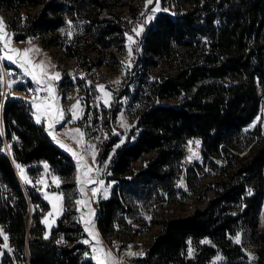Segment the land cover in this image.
Returning a JSON list of instances; mask_svg holds the SVG:
<instances>
[{
  "label": "trees",
  "instance_id": "obj_1",
  "mask_svg": "<svg viewBox=\"0 0 264 264\" xmlns=\"http://www.w3.org/2000/svg\"><path fill=\"white\" fill-rule=\"evenodd\" d=\"M110 3L0 0V8L11 14L9 28L15 41L38 38L44 48H51L58 45V30L73 10L87 9L98 23L102 21L99 14ZM175 3H179L174 8L177 12L158 13L143 34L135 64L138 90L132 96L142 106L128 140L114 151L108 177L113 188L98 204L99 233L104 238L113 236L125 212L127 198L117 184L123 183L128 193L136 195L146 188L156 194L172 191L176 164L188 155L190 140L200 142L203 165H214L217 160L225 163L224 175L203 205L156 222L160 231L142 260L145 264L175 262L189 242L205 238L230 242L229 236L240 224L248 223L251 229L257 226L263 199L264 141H254L264 139V132L257 129L248 136L244 128L257 116L259 88L264 89V0ZM114 29L107 24L102 34ZM246 147L247 153L240 156ZM135 164H140L138 171L124 180ZM17 165L32 177L47 165L63 181L71 179L75 170L70 152L35 122L30 100L0 95V233L11 236L20 252L27 246L30 264H93L76 221L67 225L62 216L50 235H45L39 220L48 203L35 185L20 177ZM248 185L252 192L246 190ZM255 234L264 247V233ZM221 248L228 264H236L232 259L239 254L238 246ZM203 249L197 256L200 260L216 254L213 248ZM257 263L264 264L262 254ZM1 264H12L7 250Z\"/></svg>",
  "mask_w": 264,
  "mask_h": 264
},
{
  "label": "rangeland",
  "instance_id": "obj_2",
  "mask_svg": "<svg viewBox=\"0 0 264 264\" xmlns=\"http://www.w3.org/2000/svg\"><path fill=\"white\" fill-rule=\"evenodd\" d=\"M176 0H159L160 11H153L157 6L156 0L147 4L146 0H111L110 8L99 14L100 22L93 21L89 16L90 12L85 10H73L66 18L65 24L58 30L60 39L58 45L51 48H44L38 38H28L17 42L9 28L10 12L0 8V18L4 22L6 39L10 38L9 49H18L21 52L25 49H33L28 53V59L32 65L43 62L46 71L50 74L59 73L58 80H48L47 77L40 76L38 79L44 80L54 88L53 101L49 102L63 110V120L55 124L51 130L48 129L49 117L41 115V123L48 133L52 131L56 142L72 149L77 156L70 155L73 159L75 170L68 181H63L61 177H55L47 168L38 175L32 177L26 175L27 180L37 187L42 199L48 203V210L39 220L45 226L48 237L51 230L57 225L60 217L66 216L64 223L71 225L76 221L84 232V241L89 249L90 258L93 264H98L94 256L100 255L94 249H104L111 253L109 264H145L142 260L151 246L152 239L159 233L160 228L156 222L162 217H176L190 213L195 206L203 205L207 196L212 194L218 180L222 179L224 171L222 161H215L214 165H203L199 146L195 141L187 143L188 155L185 159H179L176 164L177 177L174 178L173 189L168 194L146 188L140 195L128 193L122 184H117L121 195L127 198L125 212L121 215L115 227V234L104 238L98 230L97 219L99 217L98 204L101 199L106 198L113 188V183L108 181L110 165L114 151L122 146L131 134V129L136 122L141 104L134 99L133 94L138 90V68L135 67L138 56L141 55L143 34L148 29L150 23L160 12H177L179 3ZM176 8V9H174ZM167 11H164V10ZM151 16V19L148 17ZM69 21L71 22L69 24ZM110 24L117 27L111 34L104 35L102 30ZM143 28L139 36L133 29ZM71 32V37L68 33ZM134 38L135 43L129 44L128 36ZM3 41H0V76L4 77V83L0 85L3 98L7 94L15 97L26 98L36 103H41L48 93L44 90V83H37L31 75L25 73V68L29 72L32 66L25 64L23 59L13 56L17 63L4 58L11 53L3 48ZM62 44V46H61ZM131 46L132 54L129 55L128 48ZM38 50V51H36ZM5 63L8 65L6 66ZM24 64V67L20 65ZM38 71V70H37ZM156 71H153V74ZM14 81L12 87L7 85ZM99 85L104 86V91L111 95L106 97L104 92L99 90ZM261 102L259 112L254 120L244 128L245 135L260 129L264 132V89L259 88ZM80 100V108L77 110L79 119H72V112L69 109ZM105 100L108 101L105 104ZM33 108V107H32ZM34 119L40 114L33 108ZM80 129L84 134L81 138L74 129ZM263 134V133H262ZM51 136V137H53ZM75 137V139H74ZM81 140V143H77ZM264 141L262 137H256L254 143L260 144ZM59 143V144H60ZM89 145H95L94 150H87ZM117 145H119L117 147ZM66 149V148H65ZM191 149V151L189 150ZM248 147L239 153L244 156ZM196 152L198 159L192 156ZM93 154L95 159L93 160ZM83 156V160L79 157ZM189 157H192L189 159ZM78 162L87 164L92 171L90 177L95 181H103L93 184H77L78 175L83 179V167L78 169ZM199 163V166L196 163ZM178 165V166H177ZM140 164L134 165V171L125 176L124 180L132 178L138 171ZM191 169V170H190ZM133 174V175H132ZM21 177V175H20ZM22 178V177H21ZM23 179V178H22ZM54 180H58L57 183ZM37 181H43L37 183ZM84 188L83 194L80 188ZM96 188L95 195L91 192ZM246 190L252 192V187L248 185ZM45 195L49 198L45 199ZM56 195L62 196V211L56 214L52 207V198ZM77 200L87 201L86 204H77ZM53 212L52 216L48 213ZM47 221V222H45ZM91 221V224H87ZM94 224V227L92 226ZM89 227L92 235L85 231ZM252 228V227H251ZM248 223L240 224L234 234L229 236L230 242L220 243L211 239H201L197 243L189 242L188 247L180 255V258L170 264H228L227 258L223 257L220 250L239 248V254L234 255L233 262L236 264H258L257 261L264 256V247L256 239V232L264 233V168H263V199L260 212L257 217V226L253 229ZM240 237V243H236L235 238ZM99 241V243H97ZM203 241H207L204 243ZM213 248L215 255L206 261L198 259V254L204 251L203 248ZM18 248V247H17ZM189 248L192 255H188ZM8 249L4 244L0 246L1 259ZM18 250H20L18 248ZM21 252H28L27 246ZM137 253L129 256L128 253ZM10 256V255H9ZM30 260V259H29ZM11 263H13L11 259ZM27 264V263H25ZM30 264V261H29ZM154 264V262L152 263Z\"/></svg>",
  "mask_w": 264,
  "mask_h": 264
},
{
  "label": "snow or ice",
  "instance_id": "obj_3",
  "mask_svg": "<svg viewBox=\"0 0 264 264\" xmlns=\"http://www.w3.org/2000/svg\"><path fill=\"white\" fill-rule=\"evenodd\" d=\"M157 2V6L155 8H153L152 10L153 11H160V8H159V0H156ZM146 3L147 4H151L153 3V0H146ZM164 11H167L166 9ZM152 17L149 16L148 19H151ZM71 22L69 21V24ZM5 26H4V22H3V19L0 18V41H3V48L4 49H8V51L11 53L10 55L6 54V56L4 58L12 61L13 63H17L18 60H14L13 59V56L19 58V59H23L24 60V63L25 64H28L30 66H32V71L29 72L27 68H25V73L27 75H31L33 80H35L37 83H44L45 84V87L44 89H37V91H40V90H44L48 93V95L44 98V100L41 102V103H36L35 100L33 101L32 103V107L37 109V112L40 113V114H37L36 115V120L35 122L37 124H40L41 123V115H47L49 117V123L47 125L48 129L51 130L55 127V124L56 123H59L60 121L63 120V110L60 109L59 107H56L54 106L52 103L49 102V99L51 98V100H55L56 97L53 95L54 94V88L50 85V84H47L44 80H41V79H38V77L40 76H44V77H47L48 80H58L59 77H60V74L59 73H53V74H50L46 71V67L45 65L43 64V62H40L39 64H36V65H32V61L30 59H28V53L33 51V49H25L23 50V52H21L20 50L18 49H9L8 45H9V42H10V38L6 39V32L4 30ZM143 31V28L141 27L139 30L137 29H133V32L136 33V36H139L140 35V32ZM72 33L69 32L68 33V36L71 37ZM128 41H129V44L131 45L132 43H135L134 41V38L132 36H128L127 37ZM0 51H2V49H0ZM38 51V50H36ZM128 52H129V55L131 56L132 54V48L131 46H129L128 48ZM21 67H24V64H21L20 65ZM38 70V71H37ZM4 83V77L3 76H0V85H2ZM14 83V81H10L8 83V87L11 88L12 87V84ZM99 90L104 92V95L106 97L110 96L111 94L108 93V92H105L104 91V86L103 85H99ZM0 95H3V93H0ZM108 101L105 100V104H107ZM80 108V100L78 99L76 101V103L74 105H72V108L69 109V111L72 112V119L75 120V119H79L80 117L77 115V110ZM75 133H77L81 138L83 137V133L80 131V129H74L73 130ZM48 134L50 136H53V133L52 131H48ZM53 139H56L55 136H53ZM75 139V137H74ZM57 143H60L59 141H57ZM77 143H81V140H77ZM193 142L190 141L189 144H192ZM199 141H195V144L197 146H199ZM119 145H117L118 147ZM60 147H63V148H66V150L72 152V155L75 157L77 156V153H75L74 151H72V149H69L67 148L66 145L60 143ZM95 149V145H89L88 146V149L87 150H94ZM191 151V149H189ZM192 156L193 157H196L197 159L199 158L197 153L196 152H192ZM192 157H189V159H191ZM95 159V156L93 154V160ZM79 160H83V156H80L79 157ZM78 169L80 167H83L84 168V171L82 173V176H83V179L81 178V176L78 175L77 177V184L80 185V184H84V185H87V184H93V183H100L102 184L103 181H95L93 180L89 173H91L92 169L91 167H89L86 163L81 165L79 162H78ZM18 168H20L19 165H17ZM45 169H47V165H45ZM20 174H21V177L23 179H25L26 182L28 183H31V181H28L27 180V177L24 175V170L23 168H20ZM43 181H37V183H42ZM55 183H57L58 185V180H54ZM80 192L83 194L84 192V188L81 187L80 189ZM91 192L93 193V195L96 194L97 192V189L96 188H92L91 189ZM49 197L47 195H45V199H48ZM62 201V196H59V195H56L52 198V207H53V211L56 213V214H59L61 211H62V204L60 203ZM77 204H86L87 201H84V200H77L76 201ZM49 216H52L53 215V212H50L48 213ZM47 222V221H45ZM87 224H91L92 222L91 221H87L86 222ZM94 227V224L92 225ZM85 231L89 232L90 235H92V232L90 230L89 227H85ZM4 240L7 241V237L5 236L4 237ZM235 241L236 243H240V237L237 236L235 238ZM60 241H58L59 243ZM85 243H88V241H84ZM204 243H207V241H203ZM97 243H99V241H97ZM4 247H7V244L4 245ZM95 251H98L100 253V255L98 256H94L93 259L97 260L98 264H109V260L111 258V253L110 252H107L105 251L104 249L100 248V249H94ZM129 256H135L137 255V253H132V252H129L128 253ZM188 255L191 256L192 255V249L189 248L188 250Z\"/></svg>",
  "mask_w": 264,
  "mask_h": 264
},
{
  "label": "built area",
  "instance_id": "obj_4",
  "mask_svg": "<svg viewBox=\"0 0 264 264\" xmlns=\"http://www.w3.org/2000/svg\"><path fill=\"white\" fill-rule=\"evenodd\" d=\"M5 236L7 237V241L4 240ZM0 238L2 239L4 245L7 244L6 248L8 249V254L10 255L14 264H25V263L29 264L28 252L26 253L20 252V250H18L17 248V244L15 240H13L11 236H9L4 232H1Z\"/></svg>",
  "mask_w": 264,
  "mask_h": 264
}]
</instances>
